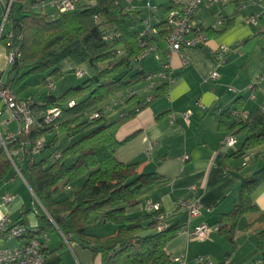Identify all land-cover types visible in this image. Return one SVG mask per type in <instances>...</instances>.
I'll list each match as a JSON object with an SVG mask.
<instances>
[{
  "label": "trees",
  "instance_id": "trees-1",
  "mask_svg": "<svg viewBox=\"0 0 264 264\" xmlns=\"http://www.w3.org/2000/svg\"><path fill=\"white\" fill-rule=\"evenodd\" d=\"M17 1L21 3V16L15 17L16 2L13 3L6 27L10 25L11 46L19 47L22 56L9 67L5 80L8 86L15 91V87L33 73L45 72L44 83L49 77H53L55 83L65 72L76 73V69H82L84 65L95 70L92 77L69 88L61 96L49 94L41 103L35 100L33 113L41 125L32 127L28 134L21 133L8 141L9 146L18 147L20 142L30 140L34 143L45 137L42 153L55 146L61 136L71 140L57 150L55 155L60 156L58 159L54 156L51 162L47 158L36 160L38 154L32 155V144L27 148L21 170L37 198H33V206L42 226L37 231L27 229L24 216L28 210H25L23 219L14 225L26 227V233L19 238L25 239V242L38 240L45 264H61L63 260L64 244L51 250L43 247L39 240L41 235L51 232L63 235L67 243L78 240L93 256H101V264L178 263L167 247L183 230L182 225H169L162 207L134 217L127 214L130 207L139 204L144 190L157 175L139 173L138 162L124 163L116 155L117 150L134 136L121 140L118 137L121 127L169 85L168 82H157L156 94L150 91L152 101L147 100L149 91L145 99L140 97L139 90H145L150 72L146 73L141 68L142 60L135 59L141 53L139 42L144 29L139 28L142 20L132 3L125 0H86L88 2L84 3L81 0L72 11L51 14L31 9L26 11V7L37 0ZM245 3L246 0H240L238 8ZM174 6V1L170 6H162V12L167 15ZM232 20L231 17L227 18L228 26ZM165 25L166 17L154 25L160 29L162 37L165 36ZM105 36L112 37L104 39ZM3 39H7L5 32L1 36ZM119 50H123L124 54L120 55ZM163 57L164 61L166 57ZM66 62L70 64L68 69H64ZM104 63L106 66L101 68L100 65ZM83 69L85 74L82 77L87 73ZM129 74L131 77L126 81L125 77ZM79 98L82 100L78 101ZM71 100H75L74 106H70ZM133 100L137 101L135 108L120 112L113 121L106 122L108 114L112 116L119 107ZM114 101L118 102L115 106ZM54 108L61 109V115L55 121L57 128L55 122L45 123L43 118ZM88 111L91 113L87 118ZM94 112L99 116L93 117ZM224 116L231 117L229 111ZM226 130L228 134L242 137L241 147L234 155H244L247 151L264 147V112L258 109L249 113L247 120H235L226 126ZM12 169L10 160L1 149L0 178H5ZM84 175L86 178L72 198H58L60 184L64 189L71 190L70 184ZM263 184L264 166L244 178L239 201L233 210L223 215L219 231L231 243L235 242L240 218L258 210L254 194ZM98 222H111L118 228L108 236L90 233V225ZM254 223L263 226L257 234V247L264 260V212L251 224Z\"/></svg>",
  "mask_w": 264,
  "mask_h": 264
},
{
  "label": "crops",
  "instance_id": "crops-1",
  "mask_svg": "<svg viewBox=\"0 0 264 264\" xmlns=\"http://www.w3.org/2000/svg\"><path fill=\"white\" fill-rule=\"evenodd\" d=\"M173 1L132 0L133 9L142 20L140 30L147 27L149 19L153 26L164 21L166 15L161 7L170 6ZM239 2L240 0L203 1L197 19L208 31V43L183 51L191 59V63L186 66L182 63L181 55L173 53L170 61L175 80L161 95L125 123L118 133L121 140L134 136L117 150V158L124 163L138 162L139 173L157 175L144 190L139 204L130 207L127 214L134 217L147 213L148 203H159L169 225L183 226V230L169 243L167 251L172 258L186 253L188 264H200L195 262L199 255L209 257L214 264L225 261H229V264H264L257 247V234L263 226L259 223L251 224L264 212V185L254 194L258 210L240 218L235 242L231 243L219 231L223 215L233 210L239 201L244 178L264 165V147L252 149L244 155H234L241 147L242 137L238 136L235 147H228L224 143L228 135L226 126L235 121L231 111L238 108L254 113L264 100L262 89L256 90L255 98L251 97L252 92L248 89L264 65V1L246 0L245 5L238 8ZM148 4L158 10L151 12ZM49 11H54V8L49 7ZM252 15H259L256 25L246 21ZM220 17H231L233 20L230 26L226 23L217 30L210 29ZM156 37L162 36L159 34ZM159 44L164 50L165 43L161 39ZM220 44L232 47L222 64L218 62L215 52ZM6 53L5 48L0 50V73L4 80H7L10 67L6 63ZM144 59L141 61L142 69ZM154 61L156 65L150 73L159 69V61L156 58ZM214 71L220 74L219 79L215 82L206 81ZM229 87L235 90H230ZM142 91L139 90L140 97L145 99L147 91ZM15 92L19 96L18 91ZM152 93L156 94V91ZM136 102L133 100L122 105L113 115L135 108ZM3 108L0 103V111L3 112L0 117L3 118L2 124L0 123L2 131H15L17 123ZM226 111H229L231 117L224 116ZM186 112H190L189 122L184 118ZM172 116L175 118L174 123H171ZM5 121H10L9 129L5 127ZM151 144L153 149L148 152L147 148ZM251 152L254 155L250 157ZM185 155L189 158L185 159ZM254 164L257 166L252 168ZM8 194L13 196V200L4 203L2 196ZM33 198L32 190L13 167L5 178H0V220L8 216L9 227H12L23 219L22 213L28 210L24 216L26 227L37 231L42 223L34 209ZM193 199H199L202 212L199 217L190 218L181 203ZM200 224H206L211 229L204 240L191 236V231ZM117 228L111 222H98L90 225L89 232L108 236ZM39 240L43 247L51 250L65 245L61 264H73L72 260L74 264L102 263L100 255L93 256L76 239L67 243L58 232L41 235ZM23 243L25 239L0 234V248L16 247Z\"/></svg>",
  "mask_w": 264,
  "mask_h": 264
},
{
  "label": "built area",
  "instance_id": "built-area-1",
  "mask_svg": "<svg viewBox=\"0 0 264 264\" xmlns=\"http://www.w3.org/2000/svg\"><path fill=\"white\" fill-rule=\"evenodd\" d=\"M17 0H0L2 6L4 7V13L2 15V23L0 25V42L3 32L7 35V65H13L18 59L21 58L22 53L19 47L11 46V32L6 33V24L10 16V12ZM91 1V0H88ZM127 3H132V0H125ZM204 0H174L175 6L166 15V25H165V36L156 37L160 34V29L156 26L151 25L150 19L147 20V27L141 32V40L139 42V47L141 53L135 57L138 61H141L149 55H155L156 59L160 61L159 69L155 72H151L147 75L146 82L147 86L145 91H149L147 95V100L152 101L153 94L150 91H154L157 82H168L171 84L175 79L173 75V67L171 65L170 57L174 53H178L182 57L183 65H189L191 59L183 51L187 48L201 47L208 43L209 34L207 29L198 21L197 14L203 4ZM257 2H262L264 0H256ZM81 0H37L34 4L26 7V11L34 10L41 13H51L56 12L64 13L74 10ZM244 6V5H243ZM240 6L239 8L243 7ZM49 7L54 8V11L50 12ZM151 12L157 11V7H153L150 4L147 5ZM259 15H252L246 21L256 25ZM227 23L226 17H220L211 27L212 30H217L219 27ZM112 37V36H110ZM110 37L105 36L104 39H109ZM165 43V49H161L159 40ZM232 50V47L226 44H220L216 49V58L220 64L225 62L227 54ZM120 55L124 54L123 50H119ZM165 55L166 59L163 61L162 57ZM76 74L82 77L85 74V70L82 68L76 69ZM220 74L214 71L208 82H215L219 79ZM47 84L49 89L55 87L54 78L49 77L47 79ZM230 90H235L233 87H229ZM248 89L252 92L251 97L255 98V92L258 89L264 91V65L261 72L257 75L254 81L249 85ZM0 103L3 105V110L8 111L17 123V128L15 131L7 130L3 132L0 124V150L2 149L10 160L12 166L16 170L17 174L21 176L24 182L27 184L21 170L20 163L23 164L25 159L26 150L31 146L32 155L39 154L45 146L46 139L41 137L32 143L30 140L20 142L18 147H13L8 145V141L16 137L17 135L24 133L28 134L32 127L40 126L41 121L33 113V105L35 104L34 98H28L26 100L20 99L17 93L5 83L2 75H0ZM70 106L76 104L75 100L70 101ZM118 102L114 101L113 105H117ZM259 110L264 112V100L261 104ZM0 111V117L2 115ZM61 115V109L54 108L49 110L44 114L43 118L45 123L55 122ZM231 115L237 121H244L249 118V113L242 109L235 108L231 111ZM97 112L93 113V117H98ZM184 118L189 122L190 112L184 114ZM175 122L174 116L171 117V123ZM10 121H5L4 125L9 129ZM55 128L58 127V123L55 122ZM228 147H235L238 143V136L234 134H228L225 142ZM153 149V145H149L147 151L150 152ZM56 159L59 158V154L55 155ZM185 159L189 156L185 155ZM28 185V184H27ZM70 188V187H68ZM34 194V193H33ZM13 200L12 195H3L2 201L4 203H10ZM161 207L159 203H148L147 210L154 211ZM181 207L188 212L190 218L199 217L202 212V207L199 199H193L191 201L182 202ZM210 228L206 224L197 225L192 231L191 236L198 240H204L208 237L210 233ZM26 233V227L22 225L9 227V217L4 216L0 220V234L9 235V237L19 238L23 237ZM179 264H188L187 254L183 253L179 257L173 258ZM196 263L200 264H214V262L205 255H199L195 258ZM0 264H45V256L42 253L40 242L36 239L29 240L20 246L16 247H4L0 248ZM222 264H229V261H225ZM256 264H261L257 262Z\"/></svg>",
  "mask_w": 264,
  "mask_h": 264
},
{
  "label": "rangeland",
  "instance_id": "rangeland-1",
  "mask_svg": "<svg viewBox=\"0 0 264 264\" xmlns=\"http://www.w3.org/2000/svg\"><path fill=\"white\" fill-rule=\"evenodd\" d=\"M15 5H16V14L15 17L19 18L21 16V12L19 10L20 7V1H15ZM4 13V7L2 6V3L0 2V25L2 23V15ZM141 24V22L139 23ZM10 31V25L8 24L6 27V33H8ZM5 48L7 50V39H3L0 42V50ZM7 54V53H6ZM6 57V63H7V55ZM155 55H151L150 57L146 58L143 60L142 62V66L143 69L145 70V72H149L154 65H156L155 63ZM106 66V63L101 64L100 67L103 68ZM70 67L69 63H65L64 69H68ZM87 70V73L84 77H79L76 75L75 72H65V75L60 76L56 79L55 82V88L50 91L47 87L48 84L47 82L44 83L43 76L45 75V72H41V73H33L29 76H27L18 86H16V90L19 93V98L26 100L28 98H34L36 101L38 102H43L46 97L49 94L55 95V96H61L64 92H66L69 88L72 87H76L77 85H80L83 81L87 80L88 78L92 77L95 73V70L87 65H84V67ZM136 72V71H134ZM46 73H49L46 72ZM14 74L11 75V77H13ZM131 77V74H129L128 76L125 77V80L128 81ZM8 78V77H6ZM46 84V85H45ZM141 92H143L141 90ZM259 95V93H258ZM82 98H79L78 101H81ZM91 113V111L86 112V117L88 118L89 114ZM111 115V114H110ZM109 114L106 117V122H111L113 121L115 118H117V115H112L110 116ZM2 120L3 118H0V123L2 124ZM47 138V137H46ZM65 138L64 136H61L59 138V141L57 142V144L53 147L47 148L44 152L36 155V160H41L43 158H47V160L49 162L52 161L53 157L55 156V154L58 152V149H62L64 146H66L68 143L71 142V140H69ZM240 141H242V138L240 139ZM262 151H264V148L262 149ZM254 155L253 152L250 153V157ZM257 164V163H256ZM252 168H255L257 165H252ZM264 165L262 164L261 167H263ZM257 170V169H256ZM86 178V175L82 176L81 178L77 179L76 181L72 182L70 185L72 187L71 190H67L64 189L63 184H60V190L58 192V198H63V197H73L74 193L80 189L81 187V183L83 181V179ZM264 185V184H263ZM262 186V185H261ZM260 186V187H261ZM258 190V189H257ZM35 199H37L34 196ZM72 263L74 264V261L72 260ZM66 264H71V262H66Z\"/></svg>",
  "mask_w": 264,
  "mask_h": 264
}]
</instances>
